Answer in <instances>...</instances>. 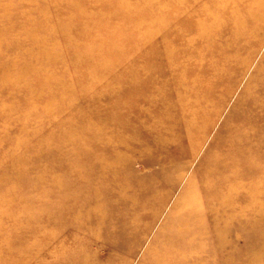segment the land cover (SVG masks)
Masks as SVG:
<instances>
[{
  "label": "rangeland",
  "instance_id": "374dc122",
  "mask_svg": "<svg viewBox=\"0 0 264 264\" xmlns=\"http://www.w3.org/2000/svg\"><path fill=\"white\" fill-rule=\"evenodd\" d=\"M169 1L0 0V264H170L169 241L198 201L197 168L261 79L264 0ZM213 1L223 8L209 22L201 11ZM259 138L244 182L258 186L234 191L225 247L208 235L205 252L180 264H264ZM100 157L120 171L94 178ZM66 186L107 192L79 229L69 227Z\"/></svg>",
  "mask_w": 264,
  "mask_h": 264
},
{
  "label": "bare ground",
  "instance_id": "6f19581e",
  "mask_svg": "<svg viewBox=\"0 0 264 264\" xmlns=\"http://www.w3.org/2000/svg\"><path fill=\"white\" fill-rule=\"evenodd\" d=\"M169 2L167 3V7L175 9L173 1L170 0ZM220 3L213 1L209 4L208 8L205 7L201 11L204 20H208L209 22L213 20L214 14L210 9L213 10L214 6H216L220 11V8H223V6H220ZM177 7H181V3L177 2ZM183 15V10H179L178 17H182ZM169 21L170 18L161 15L158 18V31L164 33ZM198 24L201 25L203 23ZM207 26H210V24L200 27L203 31L201 30L199 39L205 37L206 29H208ZM159 35L162 36L160 33ZM163 38L165 37L163 36ZM164 41H162V46L167 48L168 45ZM52 55L54 62L60 57L54 51ZM158 55L167 62L168 59H172L173 52L166 49L159 52ZM72 57L74 60L76 59L77 55L75 52H72ZM28 65L25 64V67H28ZM256 74L260 75L261 79L252 81V88L240 99L237 108L239 111L237 124L227 131L225 139L221 142L220 150L212 155L203 166H198L197 168L196 173L197 175L201 174V177L198 180L199 182L194 181L190 186H201L197 192L198 201L196 204H192L188 213L181 217L183 221L181 227L183 229L182 231L181 229H177L179 235L169 241L168 246H170L172 252L167 251V254H169V257L166 258L167 263L180 264L183 261L187 263L189 262V255H195L193 252L203 254L205 248L202 243H204L208 235H212L214 244L217 245L216 251L221 253V250L225 247L224 242L222 243V236L228 229L226 228L227 218L223 217L227 216V212H230V208L237 201L236 198L232 199L233 195H236L234 191L239 188L238 186H258L253 183L244 184L246 180H252L254 177L255 172L254 167H252V160L256 158L257 153H261L259 134L264 131V68L258 69ZM54 81L55 84L58 83V86L62 85L60 80L56 79ZM160 97L158 95V100ZM118 156H121V154L114 153L112 157L118 158ZM103 158L100 157L99 161L97 160V163L102 164V166L96 169L98 170L94 176L96 179L98 177L108 179L120 171L117 166H114L112 161L104 162ZM221 186L230 187L227 191L221 192L219 189ZM102 190V186L65 187L66 193L64 192L62 200L63 203H67L72 207L69 210L70 219L68 220L70 228L72 226L79 229L84 226V221L92 220V214L98 211L99 202L102 196H104L103 193H107ZM194 206L197 207V210H195ZM48 216L54 222L53 218L56 215L52 206L48 208ZM203 218H206L207 226L203 224ZM179 244L180 248L176 251ZM195 246H198L197 248L200 251H195ZM200 257H202L201 254Z\"/></svg>",
  "mask_w": 264,
  "mask_h": 264
}]
</instances>
